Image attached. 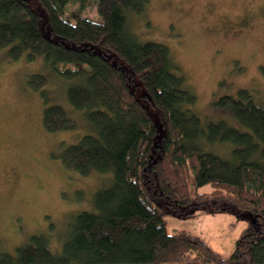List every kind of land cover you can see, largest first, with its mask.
I'll use <instances>...</instances> for the list:
<instances>
[{
	"label": "trees",
	"instance_id": "16d2710c",
	"mask_svg": "<svg viewBox=\"0 0 264 264\" xmlns=\"http://www.w3.org/2000/svg\"><path fill=\"white\" fill-rule=\"evenodd\" d=\"M69 1L0 0V49L41 62L29 84L44 129L82 131L62 147V164L109 182L91 210L70 215L57 248L51 234H32L13 252L0 245V264H264V106L239 88L213 101L235 125L202 119L169 47L131 28L150 0H95L99 18L73 22L61 17ZM50 79L68 105L51 101ZM198 210L245 221L227 255L190 230H168L167 217Z\"/></svg>",
	"mask_w": 264,
	"mask_h": 264
},
{
	"label": "rangeland",
	"instance_id": "374dc122",
	"mask_svg": "<svg viewBox=\"0 0 264 264\" xmlns=\"http://www.w3.org/2000/svg\"><path fill=\"white\" fill-rule=\"evenodd\" d=\"M147 9L131 20V28L140 39L169 47L196 95L194 109L202 119H226L235 125L232 116L227 119L228 111L213 101L224 94L235 96L239 88L264 106V0H150ZM76 15L98 19L95 0L83 7L69 1L61 17L73 22ZM37 70H42L39 60H11L0 49V245L7 252L36 233L51 234L50 244L57 248L55 237L68 229L70 215L91 210L94 192L109 182L104 173L82 175L62 164V147L82 134V122L50 79L51 101L65 103L78 130L44 129V103L29 84V75ZM167 223L169 231L190 230L223 255L245 226L244 220L223 210L167 217Z\"/></svg>",
	"mask_w": 264,
	"mask_h": 264
}]
</instances>
